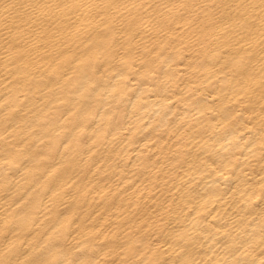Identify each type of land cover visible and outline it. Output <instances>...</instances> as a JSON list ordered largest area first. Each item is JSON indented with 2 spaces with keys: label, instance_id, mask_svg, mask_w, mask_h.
I'll return each instance as SVG.
<instances>
[{
  "label": "bare ground",
  "instance_id": "bare-ground-1",
  "mask_svg": "<svg viewBox=\"0 0 264 264\" xmlns=\"http://www.w3.org/2000/svg\"><path fill=\"white\" fill-rule=\"evenodd\" d=\"M0 264H264V0H0Z\"/></svg>",
  "mask_w": 264,
  "mask_h": 264
}]
</instances>
